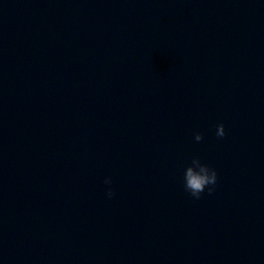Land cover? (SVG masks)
I'll return each instance as SVG.
<instances>
[{"label": "water", "instance_id": "water-1", "mask_svg": "<svg viewBox=\"0 0 264 264\" xmlns=\"http://www.w3.org/2000/svg\"><path fill=\"white\" fill-rule=\"evenodd\" d=\"M0 264H264V0H0Z\"/></svg>", "mask_w": 264, "mask_h": 264}, {"label": "clouds", "instance_id": "clouds-1", "mask_svg": "<svg viewBox=\"0 0 264 264\" xmlns=\"http://www.w3.org/2000/svg\"><path fill=\"white\" fill-rule=\"evenodd\" d=\"M216 135L219 138H223L226 135L225 127L222 123L216 126ZM194 139L200 142L203 140V135L196 133ZM217 180V171L209 165L202 163L199 157H193L191 164L184 171L185 190L195 199H200L205 189H207L208 195L213 194ZM104 183L111 185L112 181L110 178H106ZM106 194L109 198L113 197V189L109 187Z\"/></svg>", "mask_w": 264, "mask_h": 264}]
</instances>
